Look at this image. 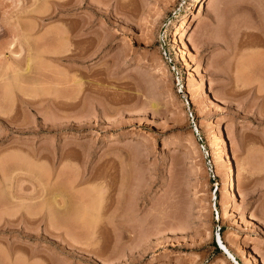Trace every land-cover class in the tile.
<instances>
[{
	"label": "rangeland",
	"instance_id": "obj_1",
	"mask_svg": "<svg viewBox=\"0 0 264 264\" xmlns=\"http://www.w3.org/2000/svg\"><path fill=\"white\" fill-rule=\"evenodd\" d=\"M261 31L264 0H0V264H264Z\"/></svg>",
	"mask_w": 264,
	"mask_h": 264
},
{
	"label": "bare ground",
	"instance_id": "obj_2",
	"mask_svg": "<svg viewBox=\"0 0 264 264\" xmlns=\"http://www.w3.org/2000/svg\"><path fill=\"white\" fill-rule=\"evenodd\" d=\"M200 9H203V7L202 6H200ZM183 30V29H182ZM259 30V29H258ZM184 35V34H183ZM254 35V34H253ZM258 40H259V43L258 44H260V45H264V33H262V31H261V33H260V35L258 36ZM127 40H123L122 42V44L123 45H126L128 42H126ZM182 41H183V38H182ZM241 42V41H240ZM183 43V42H182ZM241 44V43H240ZM129 45V44H128ZM238 45H239V43H238ZM237 45V46H238ZM184 46V45H183ZM235 46H236V44H235ZM235 46H234V48H235ZM235 49H237V48H235ZM258 82V81H257ZM247 83V82H246ZM253 83V82H252ZM255 83V82H254ZM216 100H218V99H216ZM222 131L223 130H220V133L219 134H221L220 135V144H218V146H219V148H217L218 149V154L220 155V158H221V160H222V158H223V156H221L222 155V153L224 152V149H227L226 148V140H225V137H224V134L222 133ZM138 135V134H137ZM136 135V136H137ZM140 136H142L141 134H140ZM138 137V136H137ZM142 138V137H141ZM217 146V145H216ZM217 151V150H216ZM217 153V152H216ZM218 155V156H219ZM226 157H228V156H226ZM227 159H229V158H227ZM220 160V159H219ZM223 161V160H222ZM225 161L226 162H228L229 163V160H226L225 159ZM225 161H223V162H225ZM225 162V163H226ZM228 167L230 166V165H227ZM228 169H230V168H228ZM227 181H226V183H229V184H232V186L233 185H235V183H234V174H233V172L231 171V174L229 175V178H228V175H227ZM225 183V184H226ZM242 187H241V185L240 184H238V189L237 190H239V192H240V194L241 195H243V193L244 192H242V189H241ZM55 205H56V207H58V208H61V206H60V204H59V202H58V200H57V197H55ZM223 239H221V237L219 236L218 237V239H217V243H218V245L220 246V248L225 252V254L226 255H228L229 256V258L230 259H232L236 264H239L238 262H237V260L234 258V256L228 251V249H227V247L225 246V244L223 243V241H222ZM179 258V257H178ZM178 258H176V259H178Z\"/></svg>",
	"mask_w": 264,
	"mask_h": 264
}]
</instances>
